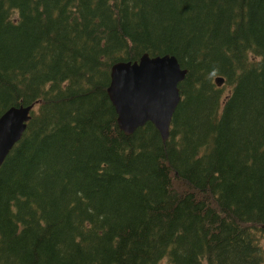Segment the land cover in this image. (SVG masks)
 Masks as SVG:
<instances>
[{
	"label": "trees",
	"instance_id": "trees-1",
	"mask_svg": "<svg viewBox=\"0 0 264 264\" xmlns=\"http://www.w3.org/2000/svg\"><path fill=\"white\" fill-rule=\"evenodd\" d=\"M145 52L188 69L167 139L108 93ZM32 102L0 264H264V0H0V114Z\"/></svg>",
	"mask_w": 264,
	"mask_h": 264
},
{
	"label": "water",
	"instance_id": "water-1",
	"mask_svg": "<svg viewBox=\"0 0 264 264\" xmlns=\"http://www.w3.org/2000/svg\"><path fill=\"white\" fill-rule=\"evenodd\" d=\"M188 69L170 53L142 54L139 60H117L111 66L109 96L118 124L127 134L152 121L164 139L169 138L173 114L180 102L179 83ZM222 85L224 77L215 78ZM35 102L11 105L0 114V166L21 139Z\"/></svg>",
	"mask_w": 264,
	"mask_h": 264
},
{
	"label": "rangeland",
	"instance_id": "rangeland-1",
	"mask_svg": "<svg viewBox=\"0 0 264 264\" xmlns=\"http://www.w3.org/2000/svg\"><path fill=\"white\" fill-rule=\"evenodd\" d=\"M259 241L264 246V232L259 234Z\"/></svg>",
	"mask_w": 264,
	"mask_h": 264
},
{
	"label": "bare ground",
	"instance_id": "bare-ground-1",
	"mask_svg": "<svg viewBox=\"0 0 264 264\" xmlns=\"http://www.w3.org/2000/svg\"><path fill=\"white\" fill-rule=\"evenodd\" d=\"M34 107H35V105H34Z\"/></svg>",
	"mask_w": 264,
	"mask_h": 264
}]
</instances>
